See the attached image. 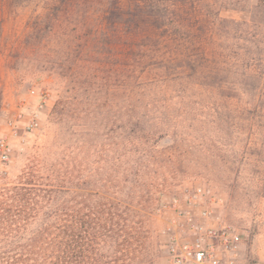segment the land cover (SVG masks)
Instances as JSON below:
<instances>
[{
    "label": "trees",
    "instance_id": "16d2710c",
    "mask_svg": "<svg viewBox=\"0 0 264 264\" xmlns=\"http://www.w3.org/2000/svg\"><path fill=\"white\" fill-rule=\"evenodd\" d=\"M245 9L247 20L221 14ZM54 14L48 20L65 32L50 36L47 20L24 40L36 51L34 44L47 38V62L53 55L61 76L71 72L72 96L53 107L58 121L71 111L88 118L76 128L126 132L131 157L137 154L143 168L159 165L158 143L165 136L172 146L185 124L238 122L246 135L242 157L258 161L256 188L264 192V0H60ZM197 97L211 119L191 116L190 99ZM65 133V185L36 175L42 163L36 152L24 180L0 186V264H132L149 232L141 219L136 226L129 220L128 175L139 170L123 168L111 195L94 192L84 208L68 153L73 139L72 154L80 152L87 133ZM162 245L145 260L161 264Z\"/></svg>",
    "mask_w": 264,
    "mask_h": 264
},
{
    "label": "rangeland",
    "instance_id": "374dc122",
    "mask_svg": "<svg viewBox=\"0 0 264 264\" xmlns=\"http://www.w3.org/2000/svg\"><path fill=\"white\" fill-rule=\"evenodd\" d=\"M59 3L60 0H0V139L4 138L11 148L8 160H0V186L24 180L25 166L36 152L42 157L36 175H42L44 183L65 185V140H69L65 129L82 130L87 135L79 138L84 139L79 140L80 152L72 154L74 139L71 140L68 163L74 168L72 175L80 178L77 186L82 195L78 198L84 208L97 198L91 195L94 192L114 191L118 172L123 168L139 170L128 175L127 201L133 210L129 220L136 226L135 221L141 219V229L149 232L142 233L146 241L135 251L132 264H150V259H145L152 256V247L159 243L163 244L161 264H166L168 245L173 240L192 241L195 223L226 226L238 235L234 264H264V192L256 188L261 168L257 160L242 157L246 135L240 123L230 125L218 119L214 125L185 124L174 135L177 141L172 146L168 145L171 139L165 136L158 143L162 149L159 165L143 168L137 154L131 157L133 143L126 132L121 136L119 130L103 133L102 126L94 132L76 128L79 123L88 125V118L83 120L84 114L71 111L66 120L64 116L58 121L53 107L57 101H65V95L72 96L71 72L65 68V77L61 76L62 71L56 67L59 60L53 55L47 62V38L39 42V48L35 41L36 51L24 39L35 25L44 28L48 17L55 16ZM221 14L239 20L250 17L247 9L224 10ZM61 28L53 23L47 31L52 36L57 31L65 32ZM60 37L66 39L64 35ZM69 62L65 59V66ZM201 102L200 97L190 99L191 116L204 113L211 119ZM33 116L38 118L39 126L30 130L28 124ZM74 160L80 162L78 171ZM68 204L75 202L69 200ZM147 208L152 215L145 214ZM204 210L207 215H203Z\"/></svg>",
    "mask_w": 264,
    "mask_h": 264
},
{
    "label": "built area",
    "instance_id": "2783aa9c",
    "mask_svg": "<svg viewBox=\"0 0 264 264\" xmlns=\"http://www.w3.org/2000/svg\"><path fill=\"white\" fill-rule=\"evenodd\" d=\"M30 130L39 126V120L33 116L28 124ZM11 148L4 138L0 139V160L7 161ZM201 189L198 188V191ZM175 204L177 200L174 199ZM179 214L183 210H178ZM207 215V211H203ZM192 241L173 240L168 245L166 264H234L237 255L238 235L226 226L213 227L195 223Z\"/></svg>",
    "mask_w": 264,
    "mask_h": 264
}]
</instances>
